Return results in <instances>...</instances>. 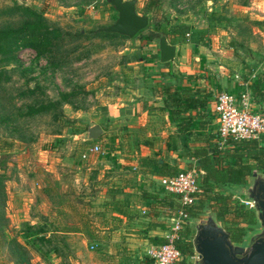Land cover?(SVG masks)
<instances>
[{
    "label": "crops",
    "instance_id": "crops-1",
    "mask_svg": "<svg viewBox=\"0 0 264 264\" xmlns=\"http://www.w3.org/2000/svg\"><path fill=\"white\" fill-rule=\"evenodd\" d=\"M171 44L175 46L172 60L159 62L155 51L156 60L144 63L142 83L126 89L122 97L94 105L82 131L92 122L101 134L82 141L83 150L68 137L64 140L67 149L38 143L33 149L6 151L16 162L8 163L11 175L2 177L0 184L2 264H15L9 239L25 246L24 237L30 234L48 239L44 245L37 243V249L26 242L39 264H105L88 258L94 257L97 248L123 249L126 241L131 246L165 241L178 205L173 195L163 191L159 178L195 167L198 159L189 156V151L218 142L215 94L225 91L237 97L241 81L246 80L250 107L264 104V71L255 75L239 67L224 50L206 52L188 40ZM188 95L204 99L205 104L185 109L182 102ZM174 96L182 100L173 102ZM199 123L206 129L195 128ZM180 124L191 131L186 144H182ZM93 145L100 152L90 151ZM3 165L1 173L6 170ZM67 220L72 224L63 228L60 222ZM192 233L193 227H185L179 234ZM40 250L47 255L42 256Z\"/></svg>",
    "mask_w": 264,
    "mask_h": 264
},
{
    "label": "rangeland",
    "instance_id": "rangeland-1",
    "mask_svg": "<svg viewBox=\"0 0 264 264\" xmlns=\"http://www.w3.org/2000/svg\"><path fill=\"white\" fill-rule=\"evenodd\" d=\"M15 5H26L41 13L48 25L61 31V40L51 54L37 56L21 48L16 51L14 62L0 63V108L9 114L7 120L0 121V168L3 164L6 168L4 173L0 171V180L11 175L7 172L11 168H7L8 163L16 162L7 150L33 149L38 143L46 148L52 145L67 149L68 141L64 140L68 137L70 143L83 150L84 121L94 105L122 97L126 89L143 82L147 69L144 63L156 60L158 27L187 25L185 38L206 52L224 50L239 67L255 75L264 71V0H136L135 11L147 16V25L131 38L95 31L116 17L105 0H0V24L17 19L16 13L7 10ZM48 103L54 107L26 115L28 107ZM258 174L264 176L262 170ZM250 177L242 186L225 184L215 190L232 192L239 201L238 195L244 197L239 192L249 185ZM200 188L199 184L198 192ZM208 211H195L190 222L204 218ZM60 223L63 228L72 224L68 220ZM258 229V224L247 228L242 241L235 244L245 245L248 236ZM24 244L26 257L39 264L32 248ZM119 248H97L88 260L138 264L146 258L144 243L131 246L126 241L124 248ZM191 261L192 258L184 257V264H192Z\"/></svg>",
    "mask_w": 264,
    "mask_h": 264
},
{
    "label": "trees",
    "instance_id": "trees-1",
    "mask_svg": "<svg viewBox=\"0 0 264 264\" xmlns=\"http://www.w3.org/2000/svg\"><path fill=\"white\" fill-rule=\"evenodd\" d=\"M7 10L16 13L17 19L13 22L4 21L0 24V63L6 65L7 63L14 62L16 60V51L21 48H27L33 51L37 56H44L53 53L59 46L61 31L57 27L48 25L41 13L26 5H15ZM187 28V25L180 24L174 25L171 28L158 27L155 31L159 32V35L166 36L170 43H174L176 40L186 42L187 39L184 35L186 34L185 30ZM96 32L116 34L103 31ZM155 56L157 58V55ZM1 74L2 72L0 71V75ZM61 97H65V94H61ZM177 99L180 101L182 100L181 96H174L173 102ZM193 104L201 107L205 104L204 99L190 95L184 97L182 105L185 109ZM53 107V103H48L46 105L40 104L36 108L28 107L26 115L31 116L42 111H47ZM197 110L199 109L197 108ZM7 115L9 116L3 108H0V121L7 120ZM178 126L179 130L183 131L181 133L183 134L182 144H186L189 136L188 134L191 133V131L182 129V124ZM204 126L205 124L203 123L195 124V128L201 131L206 129ZM189 127V129H193L192 126ZM221 148L222 147L218 148L217 143L211 145L206 142L205 146L189 151V156L198 159L194 168L198 185L200 184L201 188L200 192L194 196L193 203L185 207L189 222L185 224L183 229H185V227L191 229L192 223L190 220L193 219L192 217L195 211L199 212L203 208H208L215 219L219 221L222 227L228 232L230 240L233 243H239L246 235L247 228H251L253 225L257 224L254 211L240 204L239 201L234 198L235 194L232 192L225 193L223 190L215 189L217 186L225 184L242 186L253 172H260L261 170L264 172V134L258 139H227L224 142V147L220 151ZM160 166H162V164ZM176 172L177 171L173 173L169 172L168 174L162 175L169 176ZM209 192L211 196H208ZM203 195L204 197H202ZM25 229L27 232L30 231V227L27 225H25ZM38 229L41 230V227ZM27 236L28 235L24 237V242L33 243L36 249L37 243L44 245L48 240L44 235L32 236L30 234L29 237ZM191 236L192 234L182 235L181 237L179 235V240L175 241V246L179 249L183 257L193 255L190 243ZM33 238H35L36 242L32 241ZM8 247L9 253L12 258H14L15 264H32L25 255L24 245L17 243L14 238H10ZM40 254L44 256L47 253L40 250ZM138 264L152 263L146 256V258Z\"/></svg>",
    "mask_w": 264,
    "mask_h": 264
},
{
    "label": "water",
    "instance_id": "water-1",
    "mask_svg": "<svg viewBox=\"0 0 264 264\" xmlns=\"http://www.w3.org/2000/svg\"><path fill=\"white\" fill-rule=\"evenodd\" d=\"M116 12L114 21L95 29L116 33L131 38L147 25V16L136 13V0H105ZM159 62L174 58L175 46L166 36L157 40ZM101 129L88 122L83 140L97 139ZM242 195L253 202V211L259 229L248 236L245 245L235 244L228 232L208 211L204 218L192 222L193 233L190 238L192 251L196 255L195 264H264V176L254 173Z\"/></svg>",
    "mask_w": 264,
    "mask_h": 264
},
{
    "label": "built area",
    "instance_id": "built-area-1",
    "mask_svg": "<svg viewBox=\"0 0 264 264\" xmlns=\"http://www.w3.org/2000/svg\"><path fill=\"white\" fill-rule=\"evenodd\" d=\"M240 85L242 90L237 97L225 91H219L214 96L213 111L216 114L219 147L227 139H258L264 134V104L260 103L255 108H251L246 80H242ZM90 151L98 153L100 147L93 145ZM158 183L163 191L175 197L178 207L176 214L171 218L165 241L148 244L145 254L152 264H184V257L175 246V241L179 240V233L189 222L185 207L193 203L194 196L199 191L195 168L191 167L173 175L161 176ZM239 203L247 209L253 208V202L245 197L240 198ZM185 257L192 258L191 262L195 264V254Z\"/></svg>",
    "mask_w": 264,
    "mask_h": 264
}]
</instances>
